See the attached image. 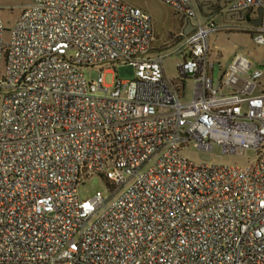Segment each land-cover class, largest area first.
Segmentation results:
<instances>
[{"label": "built area", "instance_id": "1", "mask_svg": "<svg viewBox=\"0 0 264 264\" xmlns=\"http://www.w3.org/2000/svg\"><path fill=\"white\" fill-rule=\"evenodd\" d=\"M161 1L195 26L180 34L182 84L150 57L149 14L122 0H26L7 43L0 19V264H264V68L236 54L215 84L219 29L193 0ZM249 9L263 12L264 45V0L230 4ZM214 146L255 158L182 154ZM93 176L109 195L81 200Z\"/></svg>", "mask_w": 264, "mask_h": 264}, {"label": "rangeland", "instance_id": "2", "mask_svg": "<svg viewBox=\"0 0 264 264\" xmlns=\"http://www.w3.org/2000/svg\"><path fill=\"white\" fill-rule=\"evenodd\" d=\"M122 1L128 6L141 9L149 14L155 37L150 57L153 58L160 55L163 58V69L167 79L175 80L176 82L181 81L177 68L183 61L185 52L182 48L183 43L179 35V21L175 11L161 0ZM25 5L26 0H0V19L5 27L4 41L6 43L9 41L10 32ZM212 22L219 31L208 38L207 60L210 65L213 64L214 70L213 76H211L215 84L218 81L219 75L226 69L236 54L247 57L253 63L252 71L264 68V45H260L254 40L255 29L257 27L229 20L227 9L213 18ZM72 53L73 51L69 54ZM106 67L116 72L119 77L122 76L119 66L108 65ZM83 72L88 81H95L99 76L98 68L85 69ZM113 82L114 75L111 73L107 74L104 84L111 86ZM183 84H186L183 92L185 94L184 100L187 101L193 97L194 86L191 81H185ZM256 88L257 92H264V77L259 80ZM182 154L196 164L209 165L245 166L255 158V152L253 151H242L237 156L225 155L220 146H214L211 152H203L190 148L183 151ZM77 192L81 200L92 198L97 192H101L105 198L109 195L105 181L99 176H93L81 182L78 185Z\"/></svg>", "mask_w": 264, "mask_h": 264}, {"label": "flooded vegetation", "instance_id": "3", "mask_svg": "<svg viewBox=\"0 0 264 264\" xmlns=\"http://www.w3.org/2000/svg\"><path fill=\"white\" fill-rule=\"evenodd\" d=\"M210 6H205L204 11L208 14L204 16V19H209V21H212L213 18L221 14L223 11L227 9V15L231 17V20H235L241 23H246L247 25L253 26V23L258 19V11L256 9H249L246 11H237V12H231L230 11V4L231 2H228L226 0H209ZM228 7V8H227ZM198 17L199 13L197 11ZM263 23V19H262Z\"/></svg>", "mask_w": 264, "mask_h": 264}, {"label": "water", "instance_id": "4", "mask_svg": "<svg viewBox=\"0 0 264 264\" xmlns=\"http://www.w3.org/2000/svg\"><path fill=\"white\" fill-rule=\"evenodd\" d=\"M196 10L199 13L200 16V20L202 23H207L209 21V19H204V16L207 15L208 13L204 11V7L205 6H210V1L209 0H193ZM228 2H231L232 0H226ZM258 19L253 23V26L255 27H260L262 25V16H263V12L262 10L258 11ZM228 19L231 20V17L228 14ZM195 26L192 25V23L190 21L187 22V26L184 30V35L188 36L193 30H194Z\"/></svg>", "mask_w": 264, "mask_h": 264}, {"label": "crops", "instance_id": "5", "mask_svg": "<svg viewBox=\"0 0 264 264\" xmlns=\"http://www.w3.org/2000/svg\"><path fill=\"white\" fill-rule=\"evenodd\" d=\"M177 17H178V21H179V35H180L181 33H184V30H185L187 24L183 23V21L180 20V18H179L178 15H177ZM184 59H185V57L183 58V60H184ZM211 66H213V64H211ZM213 70H214V67H213L212 71H210V75H212ZM164 75H165V73H164ZM212 76H213V75H212ZM165 78L167 79L166 75H165ZM167 80H168V79H167ZM185 85H186V84H185ZM258 92H261V91H258ZM262 92H263V91H262ZM184 96H185V95H184ZM184 96H183V100H184ZM192 98H193V97H192ZM192 98H190L189 100H191ZM189 100H187V101H189ZM184 101H185V100H184Z\"/></svg>", "mask_w": 264, "mask_h": 264}, {"label": "trees", "instance_id": "6", "mask_svg": "<svg viewBox=\"0 0 264 264\" xmlns=\"http://www.w3.org/2000/svg\"><path fill=\"white\" fill-rule=\"evenodd\" d=\"M107 186V185H106Z\"/></svg>", "mask_w": 264, "mask_h": 264}]
</instances>
